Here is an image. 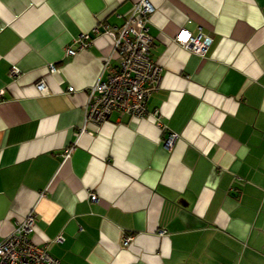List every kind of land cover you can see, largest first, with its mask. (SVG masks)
<instances>
[{
  "label": "crops",
  "instance_id": "1",
  "mask_svg": "<svg viewBox=\"0 0 264 264\" xmlns=\"http://www.w3.org/2000/svg\"><path fill=\"white\" fill-rule=\"evenodd\" d=\"M137 1L0 0V243L32 211L61 264H264V0H149L148 116L84 124Z\"/></svg>",
  "mask_w": 264,
  "mask_h": 264
},
{
  "label": "built area",
  "instance_id": "2",
  "mask_svg": "<svg viewBox=\"0 0 264 264\" xmlns=\"http://www.w3.org/2000/svg\"><path fill=\"white\" fill-rule=\"evenodd\" d=\"M154 13L149 0H138L132 6L129 17L123 25L105 31L113 40L112 55L117 65L111 66L104 61L107 75L104 81H96L87 88L84 107V124L101 125L116 113L126 115L131 119H143L148 116L147 102L149 97L159 88L161 68L149 57L153 39L148 32V24ZM89 34L81 35L78 49L90 44ZM174 42L196 54H203L209 44V39L202 35L192 36L186 30H180L174 37ZM76 50L66 49L67 56H73ZM50 71L54 72L51 66ZM10 77L16 78L19 71L11 67ZM35 87L39 93H45L46 87L38 81ZM74 91L67 89V94ZM2 91H0V96ZM151 118V117H150ZM152 119V118H151ZM171 139L167 145H171ZM75 146L63 149L62 160H67ZM90 201H96L94 194L89 195ZM35 227V215L29 212L0 243V264H61L50 256L43 247L36 246L29 238ZM164 231L159 234L163 235ZM130 241L124 238V244Z\"/></svg>",
  "mask_w": 264,
  "mask_h": 264
}]
</instances>
